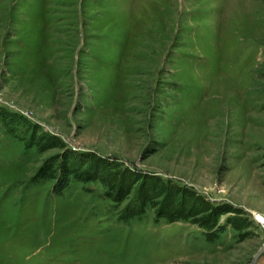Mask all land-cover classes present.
I'll return each mask as SVG.
<instances>
[{"label":"rangeland","instance_id":"rangeland-1","mask_svg":"<svg viewBox=\"0 0 264 264\" xmlns=\"http://www.w3.org/2000/svg\"><path fill=\"white\" fill-rule=\"evenodd\" d=\"M253 210L264 0H0V264H250Z\"/></svg>","mask_w":264,"mask_h":264},{"label":"built area","instance_id":"built-area-1","mask_svg":"<svg viewBox=\"0 0 264 264\" xmlns=\"http://www.w3.org/2000/svg\"><path fill=\"white\" fill-rule=\"evenodd\" d=\"M250 219L264 233V214H262L256 210L250 211Z\"/></svg>","mask_w":264,"mask_h":264},{"label":"water","instance_id":"water-1","mask_svg":"<svg viewBox=\"0 0 264 264\" xmlns=\"http://www.w3.org/2000/svg\"><path fill=\"white\" fill-rule=\"evenodd\" d=\"M263 253H264V244L255 252V254L253 255L250 261V264H257L258 259Z\"/></svg>","mask_w":264,"mask_h":264}]
</instances>
